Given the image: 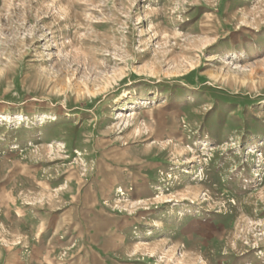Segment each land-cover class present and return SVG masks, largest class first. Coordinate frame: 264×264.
I'll list each match as a JSON object with an SVG mask.
<instances>
[{
    "label": "rangeland",
    "instance_id": "rangeland-1",
    "mask_svg": "<svg viewBox=\"0 0 264 264\" xmlns=\"http://www.w3.org/2000/svg\"><path fill=\"white\" fill-rule=\"evenodd\" d=\"M116 181L140 264H264V0H0V261Z\"/></svg>",
    "mask_w": 264,
    "mask_h": 264
},
{
    "label": "crops",
    "instance_id": "crops-1",
    "mask_svg": "<svg viewBox=\"0 0 264 264\" xmlns=\"http://www.w3.org/2000/svg\"><path fill=\"white\" fill-rule=\"evenodd\" d=\"M98 185L109 190L104 197L86 199L80 191L48 214L45 229L41 231L43 236H36L37 241L42 238V250L48 254L46 264H140L130 240L141 223L136 209L151 200L150 186L144 181ZM122 189H132L134 197L121 199L116 191ZM35 248L33 242L23 245L21 240L12 247L15 252L24 249L32 252ZM50 254L66 257L56 260V256L51 259ZM0 264L8 263L2 260ZM15 264L24 263L16 261Z\"/></svg>",
    "mask_w": 264,
    "mask_h": 264
}]
</instances>
